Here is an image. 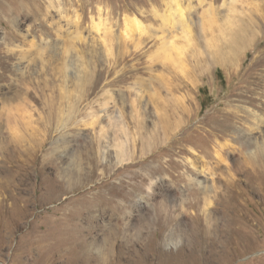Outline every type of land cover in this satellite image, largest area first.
I'll return each mask as SVG.
<instances>
[{"label":"rangeland","instance_id":"1","mask_svg":"<svg viewBox=\"0 0 264 264\" xmlns=\"http://www.w3.org/2000/svg\"><path fill=\"white\" fill-rule=\"evenodd\" d=\"M0 264H264V0H0Z\"/></svg>","mask_w":264,"mask_h":264},{"label":"bare ground","instance_id":"2","mask_svg":"<svg viewBox=\"0 0 264 264\" xmlns=\"http://www.w3.org/2000/svg\"><path fill=\"white\" fill-rule=\"evenodd\" d=\"M235 4V3H233ZM172 6V5H171ZM176 10H174L173 8H169V10L165 13V15L163 16L164 17V22L168 23L169 21H173V20H178L176 23L178 24H183L184 21V14H183V10L180 8V5H178L176 3ZM233 7V6H232ZM235 7V6H234ZM232 10V9H231ZM230 10V11H231ZM210 12V13H209ZM207 13H209V22L210 24H213V23H216L217 20L214 16V11L211 9L210 11H207ZM171 23V22H170ZM132 25H133V28H136L137 30H140V25H138V22L137 21H132ZM186 25V24H185ZM97 28V27H96ZM141 31V30H140ZM191 39V38H190ZM176 40V39H174ZM183 46V45H182ZM161 51L162 53L166 56V58L170 61H172V58H171V54L173 52H178L179 49L177 48V46L172 42L170 43H164L162 48H161ZM180 52V51H179ZM161 54V53H160ZM178 54V53H177ZM176 55V54H175ZM180 55V54H179ZM180 57V56H179ZM105 113L106 116L110 117V118H113L111 117V114L105 109V111L103 112ZM121 116H117L116 118H120ZM206 200V203H207V199ZM199 205V204H198ZM208 207V206H207ZM207 211V210H206ZM208 212V211H207ZM208 214V213H207ZM160 215V214H159ZM210 215V214H209ZM178 244L177 243H173L170 245L171 248L173 249H177L178 248ZM89 249L90 250H97L98 251V260L99 262H105V258L103 257V252H104V244H103V241H101V237L99 235H97L95 238H92V241L89 243ZM93 252V251H92ZM105 254V253H104ZM92 255V254H91ZM89 261V259H88Z\"/></svg>","mask_w":264,"mask_h":264},{"label":"trees","instance_id":"3","mask_svg":"<svg viewBox=\"0 0 264 264\" xmlns=\"http://www.w3.org/2000/svg\"><path fill=\"white\" fill-rule=\"evenodd\" d=\"M218 75H220V72L218 73Z\"/></svg>","mask_w":264,"mask_h":264}]
</instances>
